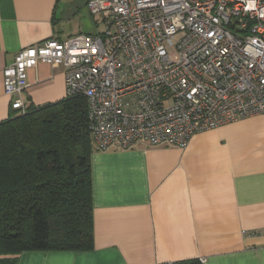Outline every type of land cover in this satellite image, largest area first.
<instances>
[{"label":"crops","instance_id":"0c3cea01","mask_svg":"<svg viewBox=\"0 0 264 264\" xmlns=\"http://www.w3.org/2000/svg\"><path fill=\"white\" fill-rule=\"evenodd\" d=\"M88 0H0V122L18 114L4 71L46 39L97 35ZM62 65L28 71L27 108L67 96ZM91 155L94 246L26 250L18 264H264V112L195 133L186 147L139 141Z\"/></svg>","mask_w":264,"mask_h":264},{"label":"built area","instance_id":"2783aa9c","mask_svg":"<svg viewBox=\"0 0 264 264\" xmlns=\"http://www.w3.org/2000/svg\"><path fill=\"white\" fill-rule=\"evenodd\" d=\"M101 34L21 49L4 89L24 113L28 71L62 65L88 102L98 151L139 141L186 147L193 134L264 112V0H88ZM204 262V258L201 259Z\"/></svg>","mask_w":264,"mask_h":264},{"label":"trees","instance_id":"16d2710c","mask_svg":"<svg viewBox=\"0 0 264 264\" xmlns=\"http://www.w3.org/2000/svg\"><path fill=\"white\" fill-rule=\"evenodd\" d=\"M0 122V264L94 246L93 141L81 94ZM166 264H204L189 258Z\"/></svg>","mask_w":264,"mask_h":264},{"label":"rangeland","instance_id":"374dc122","mask_svg":"<svg viewBox=\"0 0 264 264\" xmlns=\"http://www.w3.org/2000/svg\"><path fill=\"white\" fill-rule=\"evenodd\" d=\"M101 24H102V25H101V28H103V30H105V23L102 21Z\"/></svg>","mask_w":264,"mask_h":264}]
</instances>
